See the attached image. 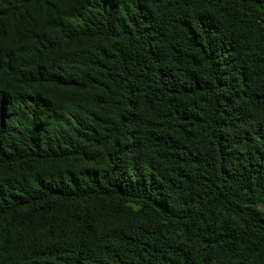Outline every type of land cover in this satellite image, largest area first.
I'll return each instance as SVG.
<instances>
[{"label":"trees","instance_id":"obj_1","mask_svg":"<svg viewBox=\"0 0 264 264\" xmlns=\"http://www.w3.org/2000/svg\"><path fill=\"white\" fill-rule=\"evenodd\" d=\"M264 0H0V264H264Z\"/></svg>","mask_w":264,"mask_h":264},{"label":"rangeland","instance_id":"obj_2","mask_svg":"<svg viewBox=\"0 0 264 264\" xmlns=\"http://www.w3.org/2000/svg\"><path fill=\"white\" fill-rule=\"evenodd\" d=\"M263 208H264V206H263Z\"/></svg>","mask_w":264,"mask_h":264}]
</instances>
